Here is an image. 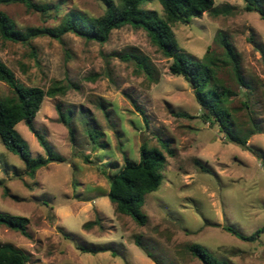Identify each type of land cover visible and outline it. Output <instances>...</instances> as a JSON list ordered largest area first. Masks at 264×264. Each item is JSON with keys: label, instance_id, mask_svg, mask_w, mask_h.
Listing matches in <instances>:
<instances>
[{"label": "rangeland", "instance_id": "obj_1", "mask_svg": "<svg viewBox=\"0 0 264 264\" xmlns=\"http://www.w3.org/2000/svg\"><path fill=\"white\" fill-rule=\"evenodd\" d=\"M33 2L47 6V12L21 4L0 5V11L26 31L54 28L70 13L98 18L106 8L104 0ZM142 7L163 13L158 0ZM215 9L218 14L207 12L172 29L190 58L202 62L209 51L216 59L217 79L234 92L233 108L246 122V92L222 63V43L238 54L250 85L252 116L261 129L249 137L246 149L227 142L217 126L200 118L192 86L170 72L172 60L143 30L125 26L112 31L104 44L72 33L61 41L38 37L29 45L0 37V61L19 83L45 91L56 81L75 86L64 96L45 98L34 120V128L65 161L50 163L31 178L0 139V212L28 218L30 235L0 226V244L21 249L28 264H202L188 251L193 244L229 264H264V232L247 242L222 229L230 226L250 236L264 227V20L246 11L243 0H215ZM131 55L146 59L151 75ZM9 94L0 82V98ZM59 112L71 124L74 143ZM93 128L103 134L105 149L94 148ZM16 130L33 157L46 156L25 123ZM159 139L170 145L173 156L165 152L162 184L146 196L148 222L139 226L115 212L107 197L109 180L100 170L115 175L124 157L137 163L141 145L161 148ZM84 155L91 163L84 162ZM80 247L97 252L84 253Z\"/></svg>", "mask_w": 264, "mask_h": 264}, {"label": "trees", "instance_id": "obj_2", "mask_svg": "<svg viewBox=\"0 0 264 264\" xmlns=\"http://www.w3.org/2000/svg\"><path fill=\"white\" fill-rule=\"evenodd\" d=\"M153 0H104L105 13L98 18H88L81 13L68 14L58 26L54 28H31L21 31L15 22L4 12L0 11V37L3 40L29 45L38 37H49L61 41L67 33H72L86 41L104 44L108 41L112 31L130 26L147 33L150 41L168 59L172 60L170 72L173 75L184 77L193 88L196 103L201 108L200 118L211 125L217 126L227 142L241 148H247L251 135L261 132L260 126L255 122L248 98L250 85L245 81L238 54L228 43H222L223 65L230 71L232 80L240 89L245 90L246 99L242 102L247 113V121L238 119L239 109L233 108L234 92L224 86L217 79L220 69L216 59L207 52L205 60L200 62L186 55L179 47L176 35L172 29L174 24L189 23L192 18H200L204 13L214 12L215 0H158L162 7V15L157 11L146 10L142 6ZM245 10L257 12L264 20L263 0H243ZM21 4L28 10L45 14L47 6H39L33 0H0V5ZM263 50V49H262ZM264 54V50L262 51ZM137 66L151 75L146 59L131 55ZM0 82L6 84L10 94L0 98V139L5 149L17 155L24 163L26 174L34 178L43 167L53 162H63L65 159L56 154L49 142L34 128V120L39 113L45 98L64 96L75 86L70 82L56 81L45 91L40 87H29L19 83L11 71L0 61ZM142 116L144 112L138 110ZM69 116H71L69 114ZM178 117L191 119L188 113H178ZM59 120L69 130L70 141L74 143V134L67 116L59 112ZM25 123L29 131L35 136L39 145L45 150V157H33L26 149L25 140L16 130L19 123ZM102 133L93 128L89 130L90 139L95 149H105L107 144L101 142ZM161 148L150 147L144 142L140 147L139 161L134 163L124 157V165L113 176L100 170L109 180L107 197L119 215L130 217L137 225L145 226L147 215L143 212L145 198L148 194L156 192L163 181V171L167 164L166 154L173 156L170 145L159 139ZM250 150V149H249ZM254 153H257L254 151ZM83 160L91 163L89 156L84 155ZM7 189L5 194L7 195ZM29 219L0 212V226L30 238L27 231ZM89 227V226H88ZM222 229L234 237L251 242L256 240L264 227L254 234L246 236L230 226ZM137 246L142 244L137 240ZM84 253H96L97 250L79 248ZM189 253L202 264H229L227 261L216 258L207 248L193 244L188 248ZM151 258V255L147 253ZM29 257L12 244H0V264H28ZM156 264H161L155 261Z\"/></svg>", "mask_w": 264, "mask_h": 264}]
</instances>
